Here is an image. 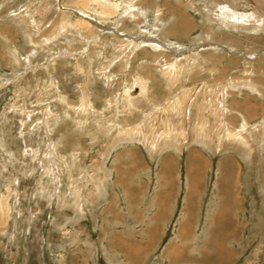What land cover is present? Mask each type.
<instances>
[{
  "label": "rangeland",
  "instance_id": "1",
  "mask_svg": "<svg viewBox=\"0 0 264 264\" xmlns=\"http://www.w3.org/2000/svg\"><path fill=\"white\" fill-rule=\"evenodd\" d=\"M108 1L0 0V264H264V0Z\"/></svg>",
  "mask_w": 264,
  "mask_h": 264
},
{
  "label": "bare ground",
  "instance_id": "2",
  "mask_svg": "<svg viewBox=\"0 0 264 264\" xmlns=\"http://www.w3.org/2000/svg\"><path fill=\"white\" fill-rule=\"evenodd\" d=\"M86 1V5H84V4H82V7H83V9H85L86 11L87 10H90V7H89V4L90 3H95L97 6H99V7H103V8H101L102 9V11L100 12V16L103 18H106L108 15H112V14H114V11H115V9H117L118 8V6L117 5H114V3H111L110 1H108V0H85ZM82 3H83V1H82ZM178 16V15H177ZM176 16V17H177ZM180 17V16H179ZM233 17H236V16H233ZM237 18V17H236ZM235 18V19H236ZM234 18H233V20H235ZM79 20V19H78ZM78 20H76L74 23H73V25H78L79 27H80V29H83V30H87V29H89V25H87V24H84V22H81V20L80 21H78ZM235 21H237V20H235ZM244 21V20H243ZM180 22V21H179ZM262 22V21H261ZM243 23V22H242ZM179 24V23H178ZM71 27H72V24H71ZM74 27V26H73ZM181 27H183V26H181ZM179 28V27H178ZM76 29H77V27H76ZM180 29H182V30H185L186 28L184 27V28H180ZM91 32V31H90ZM151 42H153L154 44L155 43H157L158 44V42H156L155 40H152V39H142V41H141V43H133L134 45H135V47H137V45H142V43L143 44H146V43H151ZM162 46H164L163 44H161ZM158 46V45H157ZM160 46V45H159ZM170 50H172V49H170ZM177 50V49H176ZM176 50H174L175 51V53H176ZM177 54H180V53H177ZM173 69V66H170V72H171V70ZM178 70V69H177ZM168 72H169V69H168ZM177 72V71H176ZM177 74V73H176ZM142 81V80H141ZM136 82V81H135ZM139 84H141L140 83V81H139V83L137 84V87L134 89L133 88V86H127L126 87V89L124 90V92H123V94L121 95V98H120V102H124V101H127L128 103H131L130 101H132L133 99H136L138 96L140 97V96H143V94L145 93V91H144V88H143V84L142 85H139ZM134 86H136V85H134ZM133 88V89H132ZM134 92H133V91ZM63 99V98H62ZM178 101V100H177ZM175 103V102H174ZM125 104V103H124ZM173 109V108H172ZM199 127V126H198ZM202 128V127H201ZM200 131H201V129H199ZM203 130V129H202ZM169 133L170 132H167L165 135L166 136H168L169 135ZM163 135V134H162ZM171 135V134H170ZM225 140H227L228 141V138H230V139H234V140H239V141H242L244 138H243V136H241V134H237V133H235V132H231V130H229V132H227L226 134H225ZM246 141V140H245ZM244 141V142H245ZM242 143V142H241ZM246 143H247V141H246ZM231 174V173H230ZM230 174H228V175H230ZM231 181H233V180H231ZM221 185H224V191H225V193H226V195L225 196H227V195H229L230 193H229V191H228V187H229V179L228 178H226V180H222V182L220 183ZM223 187V186H222ZM220 188V187H219ZM221 190V189H220ZM218 191H219V189H218ZM220 192V191H219ZM218 192V193H219ZM222 192V191H221ZM223 195H224V193H223ZM222 195V196H223ZM225 198V197H224ZM225 206V204L223 205V207ZM225 209V208H224ZM220 212H221V210H220ZM219 214V213H218ZM223 214H224V212H223V210H222V212L220 213V215H217L218 217L217 218H221L220 216H223ZM217 218H216V220H217ZM223 220V219H222ZM217 221H221L220 219L219 220H217ZM215 222V221H214Z\"/></svg>",
  "mask_w": 264,
  "mask_h": 264
}]
</instances>
